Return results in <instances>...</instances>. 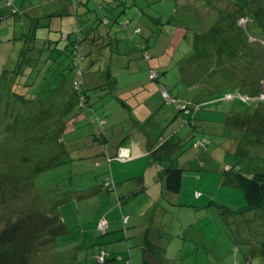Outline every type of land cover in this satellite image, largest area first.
Returning <instances> with one entry per match:
<instances>
[{
	"label": "rangeland",
	"instance_id": "rangeland-1",
	"mask_svg": "<svg viewBox=\"0 0 264 264\" xmlns=\"http://www.w3.org/2000/svg\"><path fill=\"white\" fill-rule=\"evenodd\" d=\"M21 1L23 0H15V3ZM29 1L38 6L40 12L38 23L34 25L30 24L28 16L24 17L23 24H19L18 17L8 11L10 7L6 6L5 0H0V14L3 16H0V254L13 253L16 246L22 248L21 243L12 242L13 236L11 237L10 231V229L14 230L12 225H15V229L21 231L20 233L27 234L23 229L24 226L29 227L37 223L38 228L41 229L44 218L39 220V216L46 215V213L52 215L56 212L66 220L64 224L70 230L66 234L62 233L60 236L53 237V242L50 244L45 242L48 252L45 256L36 255V252L43 248L39 239L44 240L42 235L39 234V238L27 237L29 239L24 240L23 249L18 251L22 256L21 261L29 258L34 262L31 264H104L96 262L98 252L104 248L116 251L113 254L115 260L109 259L105 264L111 261L115 264H122L123 261L120 258L130 257L131 252L128 245L131 246L133 240L140 242L139 231L135 237H130L129 243L125 242V238H119L118 233L121 231L113 230L107 236L94 232L93 217L96 213L99 215L107 210L106 204L101 203L102 200H106L107 193L99 191L92 196L85 194L94 192L96 184H102L103 178L107 175V167H94L86 155L75 157L76 152L87 153L88 141L86 140L93 136L95 124L88 120L87 111H83L84 116H77L67 122L68 128L72 127V129L62 132L60 140L57 139V135H60L57 131L56 146H53V142L48 137H46L47 140L43 139L41 131L45 129V126L38 122L39 119H44V114L41 115L40 112L50 102L44 90L48 86L42 80V72L47 67L36 61L34 63L37 64L33 65L34 56L30 55L36 52L44 38L50 37L63 42L62 35L73 32L76 17L74 14H69L66 7L60 8L58 1H52L47 5H43L40 0ZM64 1L67 5L68 2ZM177 1L143 0L139 4L145 7L135 10L130 6L131 1L129 0L126 13L119 17L121 16V20L124 17L123 20H125L128 14V18L133 17L132 23H134L137 18L143 17L141 11H145V15L152 22V30L156 33L150 36L153 43L150 44L148 50L151 53V61L157 65L159 80L170 88L172 95L188 97L194 95V90L190 86L185 92L186 86L182 79L184 65L181 67V63L183 60L185 63L188 57L190 60L196 58L194 53L189 56L190 46L195 38L198 39L194 31L203 23L207 24L206 20L211 12L205 6V0H183L182 4ZM99 3L103 4V1L87 0L82 3L76 0L78 10L84 6L93 9L96 22L99 19L96 17L101 16L96 9ZM121 8H115L106 13H118ZM48 10H56L61 14H47ZM31 25H33L32 31L36 38H31L32 31L28 32ZM257 28L251 29L248 26L247 32L234 29L233 67H228L227 62L219 63L222 62L219 58L230 60L229 52H211L205 55L209 57L211 69L206 70L210 76H204L201 90L205 89V92L211 91L216 94L228 86L227 81H231L233 86L227 88L236 91L235 95L241 96V100L244 101H237L232 107L231 104L234 101L225 99V103L223 106L220 103V110L215 114L218 118V120L214 118L215 121H223L216 128L223 136H227L226 141L224 137L215 138L212 129L204 134L208 127H204L203 130L202 124L198 121L196 128L185 121L179 125L183 118L168 127L163 125V118L166 117L169 108L164 107L161 111L160 107L147 104V102L156 103L158 100L153 93L155 86L151 83L149 88H142L140 93L142 97H148V101L140 102L138 93L128 99L129 105L125 108L128 111H123V114L129 113V116L122 118L121 128L128 132L131 127L137 134V139L147 136V142H151L149 146H145L148 154L142 155L144 157L141 159L127 160L128 154L123 151L124 154H119L122 160L111 161L113 162L111 164L113 176L115 179L118 175L130 178L128 182L130 187L134 192L138 191L134 195L135 202L127 203L124 207L125 211H134L140 223L152 217L151 223L154 226L162 220L161 232H164L165 241L161 240V242H165V245L161 246L162 249L159 247L163 255L159 253L158 255L166 259L168 264H172L175 257L179 264H235V260L240 264H245L243 259L245 253L242 249L248 250L249 247L242 246L245 242L238 238L239 227L237 228V226L242 227L243 223L238 224L237 221H232L233 216L238 213L226 211V209L230 210L229 206L239 207L242 203L233 202L234 190L227 188L226 181L230 178V172L235 173L238 170L248 169L264 170V25L263 28ZM149 31L148 29L146 33ZM249 35L257 37V40H249ZM71 36H74V32ZM138 38L141 39V37ZM212 44L214 47L211 45L213 49L211 51H216L221 46L224 49L226 42L217 38ZM21 49L25 50L26 58H19ZM129 50L130 48H127L126 52L129 53ZM120 52L122 51L112 46L108 47L107 61L110 65L114 66L115 63H122L125 60L127 53ZM136 53L137 56L140 55L138 51ZM136 55L133 54V57ZM94 65L98 67V63ZM205 65L206 60L203 59L197 71L202 72V68L207 69ZM137 66L141 67L139 76H146L148 70L145 61L138 59ZM124 70L123 76L127 73ZM185 70L191 75L190 67L186 66ZM229 73H233L232 80L226 79L225 82L218 76L228 74L227 77H229ZM153 82L158 83L155 80ZM161 104L164 103L161 102ZM96 111L99 113L98 107ZM226 116L233 117L231 118L234 122L233 126L225 123ZM50 135H55V133H50ZM160 135L163 137L169 135L168 141L163 145ZM81 136H85V139L82 140ZM233 137L234 139H231ZM70 139H76V141L67 143ZM198 139H206V142L201 141L200 145H196ZM60 141H63V145ZM235 148H238V153L234 152ZM163 151L167 153L165 159L160 156ZM207 152L210 155H207ZM213 152L216 156L212 154ZM67 153L73 158L72 160L64 161ZM174 153H179L176 158L181 159L179 164L182 168V187L175 195V199L171 201L163 197V183L159 177L161 164L168 165L167 160ZM251 155L259 156L253 158ZM59 162L63 163L59 164ZM202 163L205 164L202 166ZM120 166L123 167L120 168L122 170L118 168ZM214 166L221 167L223 175L215 172ZM224 166H228L229 169L224 170ZM17 178L19 179L14 181ZM195 191L202 193V196H195ZM31 196L33 200L36 199L34 202L32 199V201L27 200ZM65 197L67 198L63 199ZM94 199H98L99 204L95 201L92 205ZM57 202H59L58 208H56ZM157 203L163 208L162 212H157L160 208ZM198 206L211 207L220 214V216L212 215V220L219 224L223 231L219 234V231L215 230L216 235L211 239L212 251L217 248L215 254L207 253L206 250L198 252L191 241L183 243L180 238L183 236V228L180 225L182 222L187 226L184 231L188 233L190 240L198 235L200 239L195 240L202 244V248L208 246L201 238L202 236L208 238L209 234L203 235L201 231L199 232L198 227L192 223L197 221L191 220L196 213L200 212V210L194 211V208ZM116 210L120 215L119 209L116 208ZM110 216L114 224L119 222L116 216L113 214ZM158 216H160L159 221ZM19 219L22 221L20 226L18 225ZM200 221L205 222V216ZM233 223L236 224L234 230H232ZM23 224L25 225L22 227ZM212 226L218 229L215 225ZM256 229L260 233L259 236H251V239H254L252 243H260L264 240V229L261 226L254 227L253 224H249L250 235ZM245 232V237H247L246 229ZM168 234L173 237L171 238ZM9 235L11 240H7ZM109 240L111 242H107ZM238 245H240L238 247L240 250L237 252L235 247ZM258 245L255 244L257 247ZM142 246L144 247L143 244ZM12 249L15 250L12 251ZM3 257L0 256V260H4ZM194 257H197L196 262L192 260ZM29 259L25 260L26 264H29ZM261 261L254 259V263Z\"/></svg>",
	"mask_w": 264,
	"mask_h": 264
},
{
	"label": "trees",
	"instance_id": "trees-1",
	"mask_svg": "<svg viewBox=\"0 0 264 264\" xmlns=\"http://www.w3.org/2000/svg\"><path fill=\"white\" fill-rule=\"evenodd\" d=\"M40 1L41 3L43 2V5H47L52 1H58L60 8L66 7L67 12L69 14H74L76 17V25L73 28L74 36H71L73 32L63 34V42L50 37L44 38L42 39V44L36 52L30 55L34 56V60L32 61L33 65L37 64L34 63L36 61L41 64H45L44 66L47 67L42 72V80L44 84L48 86V88H44V90L50 98V102L49 105H47L45 109L40 112L41 115L44 114V119L38 120V122L45 126V129H42L41 131L44 137L43 139L47 140L46 137H48V139L53 142V146H56L57 131L60 134L57 135V139L60 140L62 132L71 131L72 129V127L70 129L68 128L67 122L77 116H84L83 111H87V118L90 122L95 124V129L93 136L86 140L88 141L87 153L76 152L77 156L75 157L78 158L86 155L90 158L94 167H107V175L103 178L102 184H96L94 186V192L85 194L87 196H92L94 193L99 191L107 193L106 200L101 201V203L104 202L106 204L105 206L107 207V210L102 211L103 213L99 215L97 213L94 215L92 228L94 229V232H99L101 235L106 234L105 236L113 230L121 231L124 237H122V235L120 237L125 238L126 242L128 238L127 230L131 225H129L130 215L125 212L124 207L131 201V197H133L138 191L134 192L133 189L131 191H126V187L130 186L128 183L130 178L127 180H117V178H114L113 169L111 167L113 162L111 161L122 160L119 158V151L121 148H127L129 150L130 156L127 160L133 159L130 143L137 134L131 129V127L128 132L121 128L123 121L122 118L129 116V113L126 115L123 114V111H128L127 109L125 110V108L129 105L128 99L139 93L138 96L140 97V102H147L149 98L142 97L140 93L142 88H149L151 83L155 86L153 93L158 100L156 103L147 102V104H151L152 106L155 105L157 108L160 107L161 111L164 107L169 108L166 113V117L163 118V125L168 127L173 125L178 119L181 120V118H183L179 125L185 121L191 123L193 125L192 127L196 128L198 121V123L202 124L203 130L204 127H208V130L204 131V134L212 129L215 138L224 137L226 141L227 136H223L216 128L223 121H215L214 118L218 120L215 114L219 112L220 103L223 106V103H225L224 101H226L225 99H230L232 102L234 101L231 104L232 107L237 101L240 102L242 100L241 96L235 95L237 94L236 91L227 88L229 86H233V82L231 81H227L228 86L224 87L223 91L216 94L211 91L205 92V89L201 90V83L204 81V76H210L206 70L211 69L209 66V57L205 55H208L211 52H229L231 54L230 60L226 61L219 58V60L222 61L219 63L224 64L223 62H227L228 67H233L234 29L240 30V32H242V30L247 32L248 26L251 29H258L257 27L263 28L264 0H218V2L217 0H205V6L208 11L211 12V15L206 20L208 21V25L203 23L201 26H198L196 24L198 28L195 29L194 34H196L195 36H197L198 39L195 38L197 41L194 39V43L190 46L191 53H189V56L194 53L196 58L194 60H190L188 57V60L185 63L184 60L181 63V67L184 65V74L182 73V79L186 86L185 92L190 86H192L194 90V95L188 97L172 95L170 88L163 81L159 80L160 74L156 69L157 65L151 61V53L148 50L150 44L153 43L150 36L156 33L152 30V22L150 21V18L145 15V11H141L143 13V17L137 18V21L134 23H132L134 20L133 17L128 18V14H126L125 20H123L124 17L122 18L123 21L120 19L121 16H124L121 14H124L127 11L129 0H102L103 4L99 3L96 7V9L101 13L100 17H96L99 18L97 22L94 20L92 12L93 9L89 6H84L80 7L78 10L76 0H66L68 2L67 5L64 0ZM80 1L82 3L87 2V0ZM94 1L99 2L101 0H92V2ZM130 1L132 9L136 10L145 7L144 5L139 4V2H143V0ZM182 1L183 0H178L177 2L182 4ZM5 3L6 6L10 7L8 9L10 14L18 17L17 19H19V24H23L22 22L25 20L24 17L27 16L31 21L30 24L34 25L38 23V18L40 17L38 14H40V12L38 10V6L34 5L32 1L23 0L16 4L15 0H5ZM119 7L122 8L118 13H106L109 10L113 11L115 8ZM46 12L47 14L52 13L51 15H53V13L54 15L61 14V12L56 10H48ZM217 12L219 13L216 14ZM119 15L121 16L119 17ZM0 16L3 17L1 14ZM81 22H83V24H81ZM33 25L30 26L31 28L28 32L32 31ZM188 25L191 24L188 23ZM148 29L150 31L146 33ZM138 37H141V39ZM31 38H36L34 31H32ZM217 38H221L226 42L224 49L223 46H221L222 49L220 48L216 51H211L213 50L211 45L214 47L212 43ZM248 38L251 41L257 40V37L253 35H249ZM111 46L116 50H121L122 52L120 53L124 54L127 53L126 49L130 48L129 53H127V57L122 63H115V65L112 66L110 65V62L107 61L108 47ZM137 51L140 54L138 56L136 55ZM133 54L136 56L133 57ZM19 58H26L24 49H21L19 52ZM138 59H142L146 63L148 71L147 75L144 77L141 75L139 76L141 73V67L137 66ZM203 59L206 60L205 66L207 69L202 68V72H198L197 70L199 69L201 62H203ZM96 63H98V67L94 65ZM186 66L191 68V70H189L192 72L191 75L187 70H185ZM123 70L127 72L125 76H123ZM232 74L233 73H229V77H227L228 74L218 76L225 82L226 79L232 80ZM153 80L158 83L153 82ZM211 84H213V82H211ZM161 102L164 104H161ZM96 107L99 108V113L96 111ZM201 111L203 112L200 113ZM231 118L233 117L226 116L225 123L228 126H233L234 122L233 120L231 121ZM177 128L180 129L181 127ZM53 132L55 135H50V133ZM193 133H195V130H193ZM168 136L169 135L163 137L160 135L162 145L168 141ZM84 137L85 136H81L80 138L83 140L85 139ZM231 139H234V137ZM205 140L198 139L196 145H200L201 141L202 143H205ZM75 141L76 139H70L67 143H74ZM144 141H146V144L148 143L147 136L144 137ZM60 144L63 145V141H60ZM63 151H65V149H63ZM178 155L179 153H174L170 157L171 159L168 158V165L161 164L162 168L159 177L163 183L162 195L164 198L171 201L175 199V195H177L182 187V168L180 167V164L176 163V157ZM68 156L69 153H67V157L64 161L73 159ZM160 156L165 159L167 153L163 151ZM53 157L54 156H52V158ZM201 162L203 161L201 160ZM60 163L63 162H59V164ZM204 164L205 163H202V166ZM16 175H18V173H16ZM234 178L240 186V189H242L245 204L233 210V213H239L251 208H260L264 205V172H256L248 175L238 170L235 171ZM18 179L19 178L14 181H17ZM28 179L30 180L31 178ZM18 196L20 195L18 194ZM67 197L63 199H66ZM78 197H80V194H78ZM31 199L33 200L34 198L31 196L27 200L32 201ZM35 200H33V202ZM95 201L99 204L98 199L92 200L91 204L93 205ZM58 206L59 202L56 203V208H58ZM116 208L119 209L118 211L120 212V215L118 214ZM29 209L31 210L32 208ZM33 209L35 210V207ZM226 211L230 212L229 209H226ZM111 214L116 216L118 221H120L118 226L110 224V221L112 222V218L110 216ZM241 215L242 214L233 216L232 221H237L238 224L243 223L242 227L237 226V228L239 227L238 238L245 242L242 246L246 248L249 245L255 246V244H259L258 248L260 249V254L264 257V240H261L260 243H252V240L254 239H251V236L253 235L259 236L260 232L258 229L254 230L251 235L250 232H248L250 231L249 224H253L254 227L261 226V228L264 229V218L253 217L248 221L247 217L243 216L242 218ZM125 216H128L126 221L124 220ZM40 218H44L41 229L38 228L37 223H34L29 227L24 226L25 224L22 225V227L24 226L23 229L27 234H24L23 231V233H20L21 231L15 229V225H12L14 228V230L10 229L12 234L11 237L13 236L12 242L16 244L17 242L21 243L22 248H17L16 246V250L12 249V251L15 250L13 253L4 252L0 254V256H4V260H0V264H26L25 260L29 258H25L21 261L20 257L22 256L19 255L18 251L20 252L23 249V242L27 237L39 238V234L42 235L44 240L41 238L39 239L43 248L37 251L36 255L43 254L45 256L48 253L45 248V242L50 244L53 242V237L60 236L62 233L66 234L70 230L64 224V221L66 220L63 219L59 213L56 214V212H54L52 215L46 213V215L39 216V220H41ZM103 221L106 222V226L104 229H101L99 226ZM21 222L22 221L20 220L18 224L19 226L21 225ZM235 226L236 224L233 223L232 230H234ZM245 229L248 232L247 237H245ZM218 231L219 234L223 232L221 230ZM105 236L104 238H106ZM180 238H182L181 240L183 243L191 241L192 245L198 250V252L200 250H206L207 253L212 252V254H215L217 249L215 248L214 251L211 249L213 246L211 244L213 236L205 238L204 241L208 244L207 247L204 245L205 248H202V244L195 240L200 238H192V240H190V237L187 236L185 232ZM7 240H11L10 235L7 237ZM146 241L148 243V249L146 250L150 251V255L153 257L152 260H145L143 263H134L131 261L130 257L126 259L120 258L123 261L122 264H163L161 262V255H158V253L162 254L159 244L151 242L148 238ZM107 242L111 241L109 240ZM133 245L134 244H131V246L128 245V248L133 247ZM239 246L240 245L235 247L237 252L239 250ZM108 250L104 248L100 249L96 256L97 263L105 264V262L109 259L115 260L113 254L116 251L111 249ZM99 257H102L101 261L98 260ZM243 259L245 260V264H257L248 257V253L243 255ZM192 260L196 262L195 260H197V257L192 258ZM31 262L32 260L29 259L28 263L31 264ZM110 264H115V262L112 261ZM235 264L240 263L235 260Z\"/></svg>",
	"mask_w": 264,
	"mask_h": 264
},
{
	"label": "crops",
	"instance_id": "crops-1",
	"mask_svg": "<svg viewBox=\"0 0 264 264\" xmlns=\"http://www.w3.org/2000/svg\"><path fill=\"white\" fill-rule=\"evenodd\" d=\"M143 141H144V137H142L141 139H137L136 136H134V138L132 139V141L130 143L131 144L130 147H131V152H132V158L141 159V158L144 157L142 155H144L146 153L148 154V151H147L145 146H149L150 144H149V142L146 144V142H143ZM234 141L235 140H233V142ZM218 144L220 145V142ZM236 146L238 147V145H236ZM234 152L238 153V148H235ZM207 153H208L207 155H210L209 152H207ZM212 154L215 155L214 152ZM258 156L259 155H251V157H253V158L254 157H258ZM180 161H181V159L176 158V163L177 164H179ZM214 165H215V163H214ZM118 168L120 169V168H123V167L120 166ZM214 168L216 169L215 172H220L222 174V168L221 167L217 168L216 166H214ZM223 168H224V170L229 169L228 166H224ZM120 170H122V169H120ZM242 172L246 173L248 175H251V173L264 172V170L262 171V169H258V170L257 169H248V170L242 171ZM229 175H230V178H229V180L226 181V183H227V188L234 190L233 202H237V203L241 202L242 203L241 206H243L245 204V198H244V196L242 194L243 192H241L240 186L237 184V181L234 178V173L230 172ZM116 178H117V180H125V179L127 180L128 179V177H125L124 175H118ZM149 183L151 184V182H149ZM131 190H132V188L130 186L126 187V191H131ZM200 196H202V193H201ZM130 202L131 203L135 202L134 201V196L131 197V201ZM157 204L160 206V208L157 210V212H162L163 208L161 207V205L159 203H157ZM241 206H239V207H241ZM239 207H236L235 205H233V207L229 206L230 212H233V210H235V209H237ZM194 209H195L194 211L200 210V212L196 213V215L194 217H192L193 219H191V220L197 221V222H192L193 225L198 227V231L199 232L201 231V233L203 235L204 234H209L210 236H208V238L212 237V236L215 237V235H216L214 233L215 230H221V227H220L219 224H217L215 221L212 220V215L213 214H218L220 216V214L216 210H212L211 207L207 208V207H204V206H198V207H195ZM231 209H233V210H231ZM125 212L130 215L129 225H131L130 227H128V230H127L128 238H127L126 242H129L130 237H133V236L135 237V235H137V231H139L138 236H139V241L140 242H138V241L134 242V240H133V244L134 245H133V247H130V249H129V251L131 252L130 253L131 261L134 262V263H143L145 260H149V261L152 260L153 257L150 255V251L146 250V249H148L147 248L148 247V243H147L146 239L148 238L151 242H153L155 244H159L160 248H161V246L164 247V245H165V242H161V240L165 241V237L163 235L164 232H161V225L163 223H162V220L159 221V217L160 216H158L159 223H156L153 226L152 223H151V221H153L152 217L149 218L146 222L140 223L139 219H138V216L136 215V213L134 211L127 210ZM238 214H242L241 215L242 218H243V216L247 217L248 221L250 219H252L253 217L254 218L255 217H260V218L263 219L264 205L262 207H260V208H251V209L239 212ZM204 216H205V222H201L200 220ZM119 222L114 224L113 222L110 221V224H113L114 226H118ZM180 225L183 228V234H184V232H185L184 229H186L187 226L183 225L181 222H180ZM212 225H215L218 229L214 228ZM206 227L208 228V230H207ZM210 228H213V229H210ZM185 234L188 236L187 232H185ZM121 235H122V237H124L123 233H118L119 238H120ZM170 237L172 238L173 236L171 235ZM195 238H199V236L197 235V237H195ZM201 239L205 240V237L202 236ZM142 244L144 245V247L142 246ZM247 247H249L248 250L242 249L243 253H246V254L248 253V257L251 258L252 261H254V259L262 260L261 262H258V263L259 264H263L264 263V257L260 254V249L258 247H255L254 245H249ZM111 262H109L108 264H110ZM161 262L163 264H168L167 260L163 259L162 256H161ZM172 264H179V262L177 261L176 257H175V260L172 262Z\"/></svg>",
	"mask_w": 264,
	"mask_h": 264
},
{
	"label": "built area",
	"instance_id": "built-area-1",
	"mask_svg": "<svg viewBox=\"0 0 264 264\" xmlns=\"http://www.w3.org/2000/svg\"><path fill=\"white\" fill-rule=\"evenodd\" d=\"M123 151H126V152H127V154H128L127 156H128V157L130 156V152H129V150H128L127 148H121L120 151H119V154H120V153H121V154H124ZM119 157H120V156H119ZM195 195H196V196L200 195V192L196 191V192H195ZM127 219H128V216H125V217H124V220L126 221ZM105 226H106V222L103 221V222L100 224L99 227H100L101 229H104ZM98 260L101 261V260H102V257H99Z\"/></svg>",
	"mask_w": 264,
	"mask_h": 264
}]
</instances>
